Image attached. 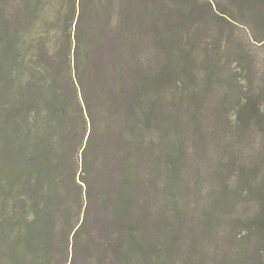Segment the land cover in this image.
I'll use <instances>...</instances> for the list:
<instances>
[{
  "label": "trees",
  "instance_id": "trees-1",
  "mask_svg": "<svg viewBox=\"0 0 264 264\" xmlns=\"http://www.w3.org/2000/svg\"><path fill=\"white\" fill-rule=\"evenodd\" d=\"M142 2L0 0V264L139 261L137 190L156 134L168 139L161 159L179 184L183 160L171 137L181 112L195 137L209 115L216 126L229 122L223 111L235 93L221 101L217 88L233 63L235 124L264 131V62L209 25L237 28L263 49L264 0H191L154 14L149 31L163 57L149 72ZM212 210L201 221L205 237L215 231ZM248 228L264 243V210Z\"/></svg>",
  "mask_w": 264,
  "mask_h": 264
},
{
  "label": "rangeland",
  "instance_id": "rangeland-1",
  "mask_svg": "<svg viewBox=\"0 0 264 264\" xmlns=\"http://www.w3.org/2000/svg\"><path fill=\"white\" fill-rule=\"evenodd\" d=\"M190 1L143 0L140 4V10L150 15L145 17V35L141 47L147 72L163 57L156 32L149 31L151 17L164 9L171 11L179 3ZM154 24L158 27L156 20ZM209 25L210 28L224 31V38L232 45L235 41L244 42L247 53H250L249 56L246 55L247 59L264 62V48L254 46L240 30L220 26L214 21ZM157 38L160 42L158 33ZM230 60L232 63L237 59L233 57L228 59L229 62ZM244 62L243 67L248 68L249 62ZM231 65L233 69L236 68V63ZM232 68L229 71L230 67H227V77L217 88L221 101L231 93V89L235 93V97L225 105L223 111V115L226 114L231 119L229 122L222 121L216 126L209 115V119L201 126L204 136L195 137L194 130L186 128V110V114L181 112V126L171 137L172 143L181 149L178 157L183 160L180 163L179 184L171 186L173 182L170 169L161 159L168 139L162 133L156 134L157 155L150 166L144 162V176L137 190L143 252L140 253L139 261L134 260L130 264H264V243L248 228L264 210V205L260 202L264 198V131L253 127L249 132L242 133L239 125L235 124L236 94L240 87L237 88V81L234 79L236 72ZM247 76L253 78L250 72ZM238 77L239 82L247 85L245 77ZM257 84L264 88V80ZM220 98H212L210 110L218 108ZM182 104L188 108L187 103ZM176 105V102H167L165 109L174 111L178 107ZM159 160L160 164L153 166ZM248 170L253 171L250 184L244 181ZM205 210L213 211L216 222L215 231L208 237L201 234ZM163 221H166V228L164 223L160 226ZM202 257L206 262H202Z\"/></svg>",
  "mask_w": 264,
  "mask_h": 264
}]
</instances>
